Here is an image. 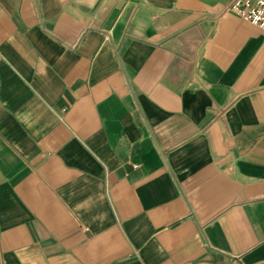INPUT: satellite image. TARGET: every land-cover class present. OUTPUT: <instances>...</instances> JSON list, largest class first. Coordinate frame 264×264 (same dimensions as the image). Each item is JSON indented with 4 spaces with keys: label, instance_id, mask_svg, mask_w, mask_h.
<instances>
[{
    "label": "crops",
    "instance_id": "obj_1",
    "mask_svg": "<svg viewBox=\"0 0 264 264\" xmlns=\"http://www.w3.org/2000/svg\"><path fill=\"white\" fill-rule=\"evenodd\" d=\"M230 0H0V264H264V30Z\"/></svg>",
    "mask_w": 264,
    "mask_h": 264
},
{
    "label": "built area",
    "instance_id": "obj_2",
    "mask_svg": "<svg viewBox=\"0 0 264 264\" xmlns=\"http://www.w3.org/2000/svg\"><path fill=\"white\" fill-rule=\"evenodd\" d=\"M227 9L264 30V0H230Z\"/></svg>",
    "mask_w": 264,
    "mask_h": 264
}]
</instances>
